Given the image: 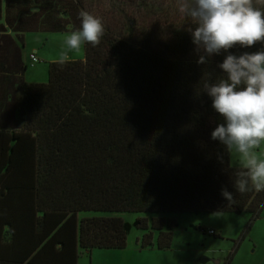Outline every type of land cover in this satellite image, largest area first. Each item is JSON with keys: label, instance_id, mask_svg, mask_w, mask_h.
Segmentation results:
<instances>
[{"label": "trees", "instance_id": "obj_1", "mask_svg": "<svg viewBox=\"0 0 264 264\" xmlns=\"http://www.w3.org/2000/svg\"><path fill=\"white\" fill-rule=\"evenodd\" d=\"M170 2L0 0V40L7 31H74L81 10L106 30L98 46L83 44L82 60L50 63L46 83L17 79L19 112L0 125V264H78L80 253L126 247L123 220H78L81 212L150 215L135 222L137 243L158 251L171 247L174 214L258 218L264 191L237 192L236 174L246 169L232 167L211 139L223 120L203 85L223 78L226 54L198 64L190 22H171ZM253 5L264 11V0Z\"/></svg>", "mask_w": 264, "mask_h": 264}, {"label": "clouds", "instance_id": "obj_2", "mask_svg": "<svg viewBox=\"0 0 264 264\" xmlns=\"http://www.w3.org/2000/svg\"><path fill=\"white\" fill-rule=\"evenodd\" d=\"M179 12L190 22L187 30L199 55L198 64L226 54L217 66L223 78L205 81L203 89L223 120L211 132V139L244 161L246 170L236 174L235 190L241 194L252 188L264 191V159L254 151L264 142V50L239 56L229 52L235 46L251 48L260 43L264 47V11L254 7L253 0H180ZM79 18L80 27L68 34L67 47L98 46L106 31L102 18L83 10ZM60 60L68 62L70 56L64 52ZM221 195L228 203L234 202L227 189Z\"/></svg>", "mask_w": 264, "mask_h": 264}, {"label": "rangeland", "instance_id": "obj_3", "mask_svg": "<svg viewBox=\"0 0 264 264\" xmlns=\"http://www.w3.org/2000/svg\"><path fill=\"white\" fill-rule=\"evenodd\" d=\"M179 3L180 0H171L168 6L171 22L181 15ZM157 6L160 8V4ZM162 9L159 11L163 13ZM67 36L68 34L65 33H27L24 35L25 47L23 50L26 54L42 50L46 55V57H42L38 52V63L31 65L30 59L25 63L26 83H46L48 65L53 63L50 59L61 58L60 55L64 52H67L70 58L83 59V45L79 50L69 49L66 44ZM257 150L259 151L258 158L264 159V142ZM93 216L117 217L123 220L128 232L126 247L122 250H93L89 255L80 253L78 264H124L122 255H125L124 253L128 249H135L138 246L137 238L141 236L135 227L136 220L149 219L150 215L81 212L78 214V220ZM169 218L175 220L176 226L173 231L171 247L168 250V254H170V250H173L171 256L168 257V264H214L213 260L217 257L223 260L221 264H264V206L258 218L253 221H251V214L246 212L174 214ZM200 228H204L205 231L212 229L219 236L202 235L199 231ZM112 253H117V256H113ZM131 261L127 259L128 264ZM149 262L151 259L140 260V264ZM156 262L152 259L153 264Z\"/></svg>", "mask_w": 264, "mask_h": 264}, {"label": "crops", "instance_id": "obj_4", "mask_svg": "<svg viewBox=\"0 0 264 264\" xmlns=\"http://www.w3.org/2000/svg\"><path fill=\"white\" fill-rule=\"evenodd\" d=\"M3 9V4H2ZM27 33H43V32H26L22 35L18 36L13 34L10 31L4 32V35L9 38L6 39L3 37L0 41V45L3 44L4 48L0 50V125L7 126V124L13 123V116L18 114L19 106L18 101L19 97H15V107L18 111L14 110V89L17 85V79L22 78L26 83L25 71L23 74L19 72V59L22 66L26 67V62L29 60V56L31 54L35 55L37 58V53L40 52L42 57H46L44 51L35 50L31 51V53L26 54L23 50L24 45V35ZM70 32H65V34H69ZM47 34V33H45ZM52 34H64V33H52ZM44 46V45H43ZM23 50V51H22ZM25 53V55L23 54ZM61 56V55H60ZM70 60H79L70 58ZM51 62H61L60 58H52ZM36 83V82H28ZM258 156L259 151L257 149L254 150ZM229 163L232 167H241L244 168V161L242 157L236 153L235 151L230 152ZM212 230V229H210ZM214 231V230H213ZM215 232V231H214ZM128 235V232H127ZM218 237L219 235L216 234ZM138 239V238H137ZM125 255L123 256V263L128 264L127 259H129L130 264H140V260L146 258L151 259V262L148 264H153L152 259L157 261L155 264H168V257L171 256L173 250H170V254L168 251H158L155 247H150L146 249H140L138 246L135 249H128L125 251ZM113 256H117V253H112ZM214 264H221L223 260L214 258Z\"/></svg>", "mask_w": 264, "mask_h": 264}, {"label": "built area", "instance_id": "obj_5", "mask_svg": "<svg viewBox=\"0 0 264 264\" xmlns=\"http://www.w3.org/2000/svg\"><path fill=\"white\" fill-rule=\"evenodd\" d=\"M29 58H30V61H31L32 64H35V63L38 62V59H37L36 56L33 55V54H31V55L29 56ZM207 234H209V235H214V232H213V231H208Z\"/></svg>", "mask_w": 264, "mask_h": 264}]
</instances>
